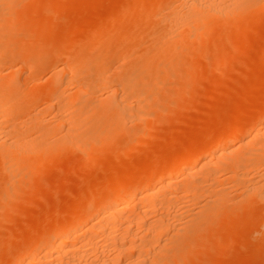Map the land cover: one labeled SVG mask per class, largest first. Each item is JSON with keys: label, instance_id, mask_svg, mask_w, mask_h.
I'll use <instances>...</instances> for the list:
<instances>
[{"label": "bare ground", "instance_id": "1", "mask_svg": "<svg viewBox=\"0 0 264 264\" xmlns=\"http://www.w3.org/2000/svg\"><path fill=\"white\" fill-rule=\"evenodd\" d=\"M32 1L0 0V210L17 198L21 185L41 179L60 156L76 153L86 169L101 165L108 154L117 161L104 165L105 173L88 184L81 202L56 212L55 218L53 212V218L42 215L38 225H23L17 240L9 236L19 245L5 256L2 252L0 264H164L176 248H195L205 224L222 217L242 221L237 218L250 206L261 212L249 216L254 220L242 219L258 223L264 235V101L253 100L247 120L239 113L230 125L185 141V147L179 144L161 161L129 160L130 165L119 158L138 152L133 148L145 134L140 125L147 123L159 84L166 85L161 80L210 41L239 36L237 31L264 12V0H111L107 5L116 13L104 20L94 16V21L96 28L108 22L122 27L115 37L120 49L107 48L101 56L91 51L90 39L97 32L91 18H84L87 34L70 50L30 46L42 18L22 27V34L16 29L34 11ZM53 2L51 8L71 5ZM45 8L38 17L45 19ZM44 66L50 70L46 78L41 76L48 72ZM231 189L240 194L232 197L234 202L225 195Z\"/></svg>", "mask_w": 264, "mask_h": 264}, {"label": "rangeland", "instance_id": "2", "mask_svg": "<svg viewBox=\"0 0 264 264\" xmlns=\"http://www.w3.org/2000/svg\"><path fill=\"white\" fill-rule=\"evenodd\" d=\"M33 1L30 3V5H33L34 11L28 12L26 17H24V19L21 21L23 23H19V25L20 24L22 25L21 28H17L16 31L18 32V34H22V30H23L22 27L30 25L33 19L36 20V17L42 18V21L39 25L40 26L39 29L41 31L38 30V34L37 32H35L36 39L33 38L35 39L34 41L33 39L29 41L31 44L33 43L32 45L28 43L30 46L34 45L33 48L36 47L37 50H40L42 48L46 49L47 47H51L52 49V47L54 48L53 45H55V48L70 50L72 48V45H75V43H73L74 41L76 43L77 41L78 42L81 41L84 38V36H86L87 34V30L84 29L85 27L83 26L85 22L84 18L85 20L91 18L89 21L95 22V24L93 23V25L95 26L94 28H96L97 22L94 21L95 19L94 16H97L98 18L99 15L101 18L103 17L102 19L104 20L105 17L107 18L109 16V14L116 13V10L111 11L110 7H108L111 3V0L109 1L86 0L85 2H83V0L81 1L55 0V2L57 3L59 1H63V3L65 2L64 5L65 4L67 5L66 2L68 1H70L68 3L69 5L71 4V1L72 3H75V1L81 2L82 4L88 3L85 5L88 7L85 6L83 7L81 3L79 4L77 2L78 5L76 4L75 6H73V4H71L69 7L64 6L62 5V3H60L64 7L56 6V7H52L53 9L51 8V4L54 3L53 2L54 0H49V1L33 0ZM108 3L109 5H107ZM55 4L56 3H54V5ZM45 5H46L45 10L47 11L49 7L50 11L48 10L47 13H45L44 11L45 15L43 16H45V19L46 17L50 18V16H52L50 20L48 18L45 20L44 17H38V15L42 11L41 8L44 7ZM77 6L81 7L76 9L78 10V12H76L75 10ZM30 7H31L30 9H32V6ZM108 8L109 10H106ZM51 10L54 11L53 14L51 13L52 15L50 14ZM74 10L76 14L73 13ZM69 13L70 14L72 13L71 16ZM55 15L57 17H55ZM259 15L256 16L257 19L254 18L256 19L254 22H252L253 21L252 19L251 21L252 25H250L249 23V25L246 26L247 28L244 27V29H241V31L240 30L237 31L238 33L237 35L239 36H237L236 38L229 37L228 39H214L213 41H210L208 44H205L198 50L194 51L192 53V56L187 58V61L183 66H181L180 68L175 67L172 73L170 74L171 76H169V78L166 77L164 80H161V82L166 83V85L163 84L160 86L159 84L160 90L158 89V91L156 92L159 94L155 93L152 95L154 103L149 108L150 115L147 119V123L145 125H140L143 127L145 134L147 135L145 136L144 134L142 138L140 137V140L136 143V147L134 146L133 150L137 149L136 151L138 152L135 151L137 154L132 153V155L134 156H132L131 154L125 156L127 158L122 157L124 155L122 156L120 155L119 158L122 159L121 161H125V163H127V161L129 162L130 160V162L134 161L133 162L134 164L138 163L135 161L139 159L141 161L143 159L144 162L147 160L146 162H151V163L156 162L155 160L157 158H158L157 161H161L162 160L161 158L165 156V154L166 155L170 154L171 152L174 151V149H176L177 151L178 147L179 148H181V146L185 147L189 145V143L199 140L197 139L199 135L202 134L206 135L210 130L212 129L215 130V127H217L218 125H221L223 123H225L223 126L230 125L231 123L234 122L233 116H240L238 115L239 113L246 114L244 116H241L242 119L247 120L249 118V116L253 112L250 109H253V106L254 104H256V101H264L263 100L264 99V12L260 16ZM58 16H60L59 18H61V20L63 17L62 20L63 22L58 18ZM66 17L67 18L69 17V19H66ZM80 17L82 18L80 19ZM53 18L54 20H52ZM43 19L48 23L47 22L44 23ZM67 22L68 24H66ZM58 23H60V25ZM108 23H105L103 26L96 28L95 32L96 31L97 32L95 33V36L90 39L93 41L92 42L93 49L96 48V50L93 49L91 50L95 55H100V56L104 55V52L107 48L112 52L114 48L119 44L118 40H116L115 37L120 33V28L122 27L110 26L111 24ZM243 30L245 31L242 32ZM241 34H243V36ZM38 36L41 37L40 38L41 40L39 39ZM45 38L47 39L45 40ZM49 44L52 45L49 46ZM119 46L120 45H118L115 52L118 51V49H120ZM230 55L231 57L233 55V57L231 58ZM115 62L124 63L126 62V60L124 62L123 60H116ZM115 62L113 63L114 64L113 66L118 65ZM44 68L45 70L47 69L46 66H44ZM47 70L48 72L44 71L43 74L41 75L44 78H46L47 73L50 72L49 69ZM83 70L85 71V69ZM40 73H42V70L40 71ZM39 90H41V88L35 89V91L34 89H31L32 92L26 91L24 94H27L29 92L30 94H32L33 92L37 93L36 91ZM254 99H256L255 103H253ZM40 104H41L40 106L39 104H37L39 108L42 106V102ZM163 108L165 111L163 110ZM151 115L152 117H150ZM220 127L221 126L217 128ZM122 137L126 138L125 135ZM188 140L189 143L185 142ZM179 144H181V146H178ZM168 149L171 151H169ZM111 153L113 154L112 157L113 156H115V158L117 157L115 155V152H111ZM159 154L162 155L159 156ZM109 156L111 155L108 154L106 156V158L101 163V165H96L97 167L94 166L88 169H86L83 166L80 156L76 153L69 154L67 156H60L61 158L59 157L57 161L58 163L56 162L55 166L50 167L43 174L41 179L37 178L35 183L31 181H27L26 182L27 184L21 185L20 188L22 190L20 189L18 193L20 195L17 194L16 199H13L9 205H6L3 210H0L1 213L0 215H2L0 216V225H1L0 226V247H1L0 257L4 258L3 257L5 256L4 253H9L8 251H12L13 250L12 248H15L19 245V242L15 241L17 240L16 235L18 233H19L18 235H20V233L25 230L24 226L26 225L30 226L32 222L34 224L31 226H34L36 224V221H38V223L40 222L39 219L42 218V215L45 216L44 214H46L45 217H48L47 213L50 214L49 215L50 218H53L52 217L53 215H55L54 216L55 218L57 213H60L62 212V210L65 209L68 210V208H70L72 205L76 204L79 201L81 202L82 198L86 196L88 191L84 189L85 188L88 189V187L93 183L94 180L98 178V176H102L103 175L102 172L105 173L104 167L108 165L106 163L109 162L111 163L113 161L115 162V160L117 159L116 158L114 160V157L109 158ZM130 162L129 164L131 165ZM224 175L226 176V173ZM220 177H222V175ZM83 190L86 191L85 195L83 194L84 193ZM232 191L233 190L231 189L229 192L227 191V193L225 194L228 195L229 197L231 196L230 198L227 196L230 199V202H234V200L232 201V197L235 198L236 200L237 197L240 195L238 190H234L233 192ZM252 206H259V205L255 204ZM253 208L254 207L251 206L247 208L248 210H252V212L248 211L247 209L246 212H243L245 213L244 215H247L250 220L251 219L254 220V218H250L253 217L252 215H254L255 217L259 214L258 212H261L260 207H255L256 209L254 211ZM11 209H15L16 211L11 213V216L10 215L7 216L6 213H8V210ZM256 210L258 212H256ZM2 211H4L5 213H3ZM52 212L55 214H53ZM243 216L237 218L238 220H240L241 218L242 221H235L236 220L235 219V220H230L229 222L227 221L226 218L225 220L223 219L224 217H222V219L220 218L221 219L220 221L218 222L214 221V223L217 225H215L213 222L209 224H205L204 225L205 227L203 226L204 229H206L205 234L203 232L204 231L203 229L201 232L202 234L200 233L201 237L204 238H201L198 241V244L195 246V248L189 251L183 248L185 249V251H182L183 249L178 247L176 248L178 252L177 254H175L177 259L175 258L174 255V252L176 251L173 250L174 251V252L172 251L173 254L171 253L172 257L170 255L169 256L167 255L166 257H170V258L168 262L165 263L166 264H264V235L260 234L257 231L258 223L254 221H253L254 223H252L249 220L253 224L250 225L248 224L250 222L247 221L248 218L246 217V219L244 220L242 218H245V216L244 217ZM28 222L30 223L28 224ZM206 225H208L209 227ZM9 236H13L15 240L13 237H9ZM5 243L6 245L3 246ZM2 252L4 254L3 256H2Z\"/></svg>", "mask_w": 264, "mask_h": 264}]
</instances>
